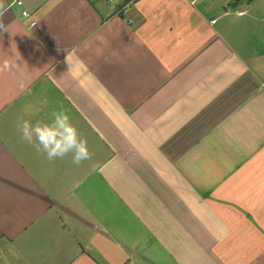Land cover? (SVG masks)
I'll return each instance as SVG.
<instances>
[{
  "label": "crops",
  "instance_id": "0c3cea01",
  "mask_svg": "<svg viewBox=\"0 0 264 264\" xmlns=\"http://www.w3.org/2000/svg\"><path fill=\"white\" fill-rule=\"evenodd\" d=\"M14 1L0 264H264L263 1ZM61 109L80 166L17 132Z\"/></svg>",
  "mask_w": 264,
  "mask_h": 264
},
{
  "label": "clouds",
  "instance_id": "9594fccd",
  "mask_svg": "<svg viewBox=\"0 0 264 264\" xmlns=\"http://www.w3.org/2000/svg\"><path fill=\"white\" fill-rule=\"evenodd\" d=\"M11 5L5 6L4 0H0V37L8 32V26L3 22V16ZM14 64L5 60L0 65V72L10 71ZM31 115L30 108L26 109ZM17 132L20 140L38 154H41L49 162L63 159L71 155L72 163L80 166L84 161L91 159L87 140L82 138L76 126L72 123L71 116L67 110H54L50 113L48 120H20L17 123Z\"/></svg>",
  "mask_w": 264,
  "mask_h": 264
},
{
  "label": "rangeland",
  "instance_id": "374dc122",
  "mask_svg": "<svg viewBox=\"0 0 264 264\" xmlns=\"http://www.w3.org/2000/svg\"><path fill=\"white\" fill-rule=\"evenodd\" d=\"M103 4L108 3L109 6L114 7V10H122L126 5H128L132 0H102ZM254 0H233V3H235L236 8H247L252 5ZM258 4L263 1V7L261 8V11L263 13V25H264V0H257ZM257 4V5H258ZM233 5V4H232ZM231 5V6H232Z\"/></svg>",
  "mask_w": 264,
  "mask_h": 264
},
{
  "label": "built area",
  "instance_id": "2783aa9c",
  "mask_svg": "<svg viewBox=\"0 0 264 264\" xmlns=\"http://www.w3.org/2000/svg\"><path fill=\"white\" fill-rule=\"evenodd\" d=\"M14 3H17V4L21 5L22 1L21 0H15ZM22 15L25 16V17H28L30 15V13L27 10H24V11H22ZM32 24H34V22H32Z\"/></svg>",
  "mask_w": 264,
  "mask_h": 264
}]
</instances>
